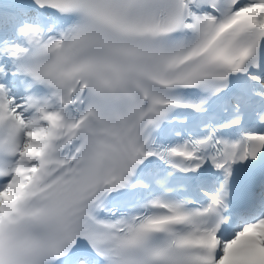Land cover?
Instances as JSON below:
<instances>
[{"label":"snow or ice","instance_id":"obj_1","mask_svg":"<svg viewBox=\"0 0 264 264\" xmlns=\"http://www.w3.org/2000/svg\"><path fill=\"white\" fill-rule=\"evenodd\" d=\"M0 264H264V0H0Z\"/></svg>","mask_w":264,"mask_h":264}]
</instances>
